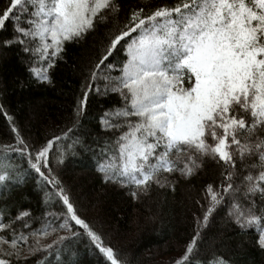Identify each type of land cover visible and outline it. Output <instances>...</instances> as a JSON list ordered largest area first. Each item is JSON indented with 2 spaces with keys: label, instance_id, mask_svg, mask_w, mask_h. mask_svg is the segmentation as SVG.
<instances>
[{
  "label": "snow or ice",
  "instance_id": "obj_1",
  "mask_svg": "<svg viewBox=\"0 0 264 264\" xmlns=\"http://www.w3.org/2000/svg\"><path fill=\"white\" fill-rule=\"evenodd\" d=\"M122 12L123 0H7L0 7V58L18 49L39 84L53 85L66 42L102 25L107 38L86 70L70 123L44 144H30L0 103L14 134L13 143L0 147V185L6 192L14 176L23 183L18 166L8 162V153H17L65 206L62 223L35 230L29 210L11 216L0 208V264H53L49 257L64 264L60 246L81 235L76 226L109 264H128L79 214L51 166L54 150L57 165L77 147L96 154L84 121L92 98L109 95L121 103L96 117L103 133L96 169L105 182L128 187L138 199L153 186L175 191L179 179L195 177L209 162L220 170L219 183L207 184L203 202L196 201L192 238L174 264H240L226 253L199 255L202 233L221 211L242 236L253 233L241 248L251 243L264 253V0H177L137 4L123 18ZM121 50L125 59L117 67L110 58Z\"/></svg>",
  "mask_w": 264,
  "mask_h": 264
},
{
  "label": "trees",
  "instance_id": "obj_2",
  "mask_svg": "<svg viewBox=\"0 0 264 264\" xmlns=\"http://www.w3.org/2000/svg\"><path fill=\"white\" fill-rule=\"evenodd\" d=\"M161 2L174 4L177 0H123L124 12L131 6ZM7 0H0L3 7ZM107 43L106 27L101 26L86 38L66 42L63 59L57 64L53 85L39 84L31 79L28 65L17 55L18 49L9 51L6 58H0V103L15 119L25 139L34 146H40L46 139L59 134L70 123L73 102L86 75V70L99 56L102 44ZM27 59V58H25ZM125 59L123 50L110 58V62L120 66ZM113 75H119L114 71ZM23 80L25 87L18 86ZM116 95L94 96L88 118L84 121L86 142L96 149V154L77 147L65 156V163L57 165L54 150L51 155L54 173L61 180L79 214L86 218L103 236L104 243L110 244L128 264H174L183 253L185 244L192 238L194 214L200 215L197 200L205 195L204 188L209 183L220 181L219 168L209 162L195 177L179 179L175 191L153 186L146 194L133 199L128 187L107 183L96 169V155L99 153L97 136H103L96 117L105 108L119 105ZM14 134L6 117L0 112V147L13 143ZM71 143V141H67ZM103 143V141H100ZM9 163L18 166L23 183L9 181V188L0 185V208L15 216L19 210H29L32 219L28 221L31 230L39 229L44 223H62L65 206L59 199L53 185L40 183L41 178L30 167L26 157L8 153ZM203 202V201H202ZM6 222V221H5ZM74 223V222H73ZM21 229L20 223L16 224ZM25 233L29 231L24 230ZM79 236H70L60 247L64 264H109L106 257L76 226ZM64 235V231L60 232ZM253 235L250 231L242 236L240 230L227 222L221 211L203 231L199 242L201 258L215 253H226L240 264H264V253L251 243L240 247L242 240ZM55 264L54 257H49ZM34 264V261H30Z\"/></svg>",
  "mask_w": 264,
  "mask_h": 264
}]
</instances>
